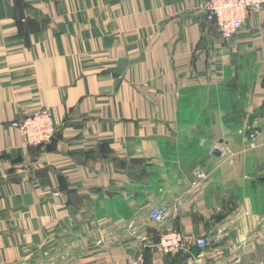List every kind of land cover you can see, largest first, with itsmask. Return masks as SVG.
Listing matches in <instances>:
<instances>
[{"label":"crops","instance_id":"crops-1","mask_svg":"<svg viewBox=\"0 0 264 264\" xmlns=\"http://www.w3.org/2000/svg\"><path fill=\"white\" fill-rule=\"evenodd\" d=\"M205 1L0 0V264H264V9L226 41Z\"/></svg>","mask_w":264,"mask_h":264},{"label":"built area","instance_id":"built-area-1","mask_svg":"<svg viewBox=\"0 0 264 264\" xmlns=\"http://www.w3.org/2000/svg\"><path fill=\"white\" fill-rule=\"evenodd\" d=\"M203 9L206 23L216 27L222 39L230 41L243 28L252 12L258 13L264 9V0H207L203 4ZM11 126L16 128L27 145L32 147H44L53 143L57 134V127L47 109L24 119H16L11 123ZM248 136L252 147H255L258 134L254 132ZM150 218L157 225L166 224L168 208H152ZM195 243L200 250H205L208 246V242L204 238H199ZM189 245L190 243L182 233L166 230L160 234L156 248L164 255L177 256L184 252Z\"/></svg>","mask_w":264,"mask_h":264},{"label":"water","instance_id":"water-1","mask_svg":"<svg viewBox=\"0 0 264 264\" xmlns=\"http://www.w3.org/2000/svg\"><path fill=\"white\" fill-rule=\"evenodd\" d=\"M212 153H213L216 157H222V153H221L219 150H217V149H215Z\"/></svg>","mask_w":264,"mask_h":264},{"label":"rangeland","instance_id":"rangeland-1","mask_svg":"<svg viewBox=\"0 0 264 264\" xmlns=\"http://www.w3.org/2000/svg\"><path fill=\"white\" fill-rule=\"evenodd\" d=\"M205 12V11H204Z\"/></svg>","mask_w":264,"mask_h":264}]
</instances>
